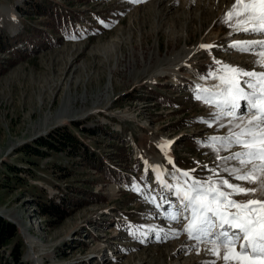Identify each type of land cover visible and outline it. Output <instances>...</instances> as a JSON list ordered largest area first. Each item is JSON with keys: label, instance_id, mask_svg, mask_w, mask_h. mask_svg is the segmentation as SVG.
Returning <instances> with one entry per match:
<instances>
[{"label": "rangeland", "instance_id": "1", "mask_svg": "<svg viewBox=\"0 0 264 264\" xmlns=\"http://www.w3.org/2000/svg\"><path fill=\"white\" fill-rule=\"evenodd\" d=\"M232 2L0 0V33L8 35L23 56L0 52V217L17 229L11 244L0 249L1 258L9 259L11 248L20 244L22 264H34L21 232L25 228L36 238L33 252L42 264L216 260L207 251L211 244H197L184 234L185 218H168L181 205L157 181L153 157L161 160L167 174L195 170L192 176L200 180L212 175L209 169L219 171L236 163L218 160L215 151L203 146L208 137L226 135L231 118L222 117L209 127L201 121H211L215 109L195 99L197 89L215 90L217 80L204 79L219 67L215 61L264 71L255 63L258 53L229 47L238 41L264 40L261 35L234 32L224 23ZM37 4L53 8L69 26L38 15ZM176 67L180 72L175 80L162 72ZM67 99L69 113L74 114L59 120L57 112ZM242 113L243 102L238 115ZM221 123L226 127L220 128ZM59 130L112 165L121 175L119 182L93 169L69 147L40 148L39 155L28 151L36 148L37 139H48ZM168 141L169 147L161 150ZM238 150H221L219 155ZM220 175L230 183L258 189L255 195L235 199H264L260 182L248 184L226 172ZM152 198L155 202H150ZM49 201H64L68 215L55 219L40 214L39 204ZM173 232L179 235L173 237ZM97 245L102 246L101 253H93Z\"/></svg>", "mask_w": 264, "mask_h": 264}, {"label": "snow or ice", "instance_id": "2", "mask_svg": "<svg viewBox=\"0 0 264 264\" xmlns=\"http://www.w3.org/2000/svg\"><path fill=\"white\" fill-rule=\"evenodd\" d=\"M128 2L141 3L143 0ZM223 21L234 32L264 36V0H233ZM201 47L210 49L212 45ZM229 47L242 53H258L260 58L255 63L264 68V40L238 41ZM215 62L219 67L204 77L218 81L215 90L197 89L195 99L215 109L210 114L213 119L202 120V123L212 127L222 117H230V127L226 135L208 137L203 146L215 151L218 160L236 163L219 171L209 169L212 175L205 180L192 176L195 170H178L175 185L164 181L159 168L153 171L161 186L171 191L181 205L169 213L168 218L172 221L185 218L183 232L187 238L197 244L212 245L207 251L216 260L204 264H217L219 260H223V264H264V199H235V196L255 195L258 189L230 183L220 175L226 172L230 178L248 184L260 182L264 188V181H261L264 176V71H247ZM242 102L244 113L238 115ZM233 120L241 122L233 124ZM218 126L226 127L222 123ZM164 147L161 146V150ZM233 148L239 150L228 156L219 155L221 150ZM133 190L140 189L133 186ZM150 202H155L154 198ZM178 235V232L172 233L173 237Z\"/></svg>", "mask_w": 264, "mask_h": 264}, {"label": "trees", "instance_id": "3", "mask_svg": "<svg viewBox=\"0 0 264 264\" xmlns=\"http://www.w3.org/2000/svg\"><path fill=\"white\" fill-rule=\"evenodd\" d=\"M37 6L40 7V9L36 11L38 15L47 14L55 25H60V27H62V24L66 27L69 26L67 22H61V17L59 16L58 12H56L53 8H42L38 4ZM39 33L40 32L37 31V35H40ZM0 52H8L9 54H14L19 58L23 57L21 50L19 48H14L12 44V39L4 33H0ZM161 100L162 102L167 101L165 99ZM34 144L36 148L28 149V151L36 155H39L41 153L38 151V149L40 148L58 151L59 149L69 147L72 152L81 156L83 160L93 169L101 171L109 180L116 181L117 183L120 180V173L117 172V170H115L112 165L106 163L102 158H100V156L95 151L90 150L86 147H80L78 140L66 130L55 131L48 137V139L39 138L35 141ZM116 149L123 151L122 146H117ZM68 211L69 210L68 208H66L64 201H62V204H57L53 201L39 204L40 214L47 215L55 219L64 218L66 215H68ZM16 235V226L11 222H8L4 218L0 217V249L9 246L16 237ZM20 249V244L12 247L9 253V259L0 257V264H22V252ZM8 260L10 261L8 262Z\"/></svg>", "mask_w": 264, "mask_h": 264}, {"label": "bare ground", "instance_id": "4", "mask_svg": "<svg viewBox=\"0 0 264 264\" xmlns=\"http://www.w3.org/2000/svg\"><path fill=\"white\" fill-rule=\"evenodd\" d=\"M194 50V49H193ZM191 51V50H190ZM194 53V51L192 52H189L184 58H181L180 59V63L181 62H184L185 59L189 58V56ZM163 73H166V74H169L173 80L176 79V73H179L180 70H179V67H176V68H169V69H164L162 71ZM223 73H221L222 75ZM197 83H201V80L200 79H197L196 80ZM218 82V81H217ZM214 86V85H213ZM83 99V98H81ZM68 99L65 100L62 108L57 112V119L59 120H64V121H67L68 118L72 117L74 113H69V110H68ZM171 141H168V142H165L164 143V151L169 147ZM153 164H155V167L156 168H159L160 172L163 174V178H167L171 181V183L173 184H176V180L174 179L175 176H177L178 174L177 173H174V172H170V174H167L166 171L167 170H163V165L161 160L158 159L157 157H153ZM14 217V216H13ZM13 219H15L14 221H18V217H14ZM19 222V221H18ZM21 232L23 234V236L26 238V241H27V246L29 247L30 250H32V253L29 255L30 259L34 262V264H42L41 263V258H39L35 253L37 252H33V248H34V245L36 243V238H34L33 236H31L30 234H28L26 232V229L25 228H21ZM93 250V253H101L102 252V246L101 245H97L95 247L92 248ZM100 255V254H99Z\"/></svg>", "mask_w": 264, "mask_h": 264}]
</instances>
